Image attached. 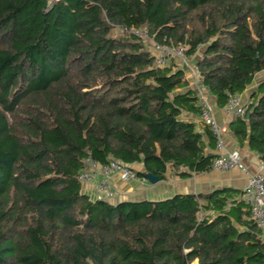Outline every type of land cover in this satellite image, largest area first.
I'll list each match as a JSON object with an SVG mask.
<instances>
[{
    "label": "trees",
    "instance_id": "16d2710c",
    "mask_svg": "<svg viewBox=\"0 0 264 264\" xmlns=\"http://www.w3.org/2000/svg\"><path fill=\"white\" fill-rule=\"evenodd\" d=\"M131 28L200 49L218 107L250 91L229 127L264 162V0H0V264H264L239 189L115 202L83 192L87 159L163 180L208 172L216 157L183 67L156 65Z\"/></svg>",
    "mask_w": 264,
    "mask_h": 264
},
{
    "label": "built area",
    "instance_id": "2783aa9c",
    "mask_svg": "<svg viewBox=\"0 0 264 264\" xmlns=\"http://www.w3.org/2000/svg\"><path fill=\"white\" fill-rule=\"evenodd\" d=\"M130 31L149 39L147 29L140 30L131 28ZM153 47L155 49V63L158 66H168L172 57L180 58V62L182 64L184 63V65L189 64L185 45L183 46L180 44L176 47H172L154 40ZM190 69L193 75L196 76L194 84L197 87L203 105L200 118L205 125L210 127L216 137L217 153L212 162V168L221 171L239 168L247 173L248 180L243 189L244 198L250 206L252 219L261 229V234L264 238V162L260 159L258 170L251 173L243 162L239 149H225L224 133L227 131L228 127L218 120L211 105L208 103L207 90L198 69L196 67H191ZM225 109L232 117L245 116L246 105L241 94L230 93ZM87 161L90 168L82 171L78 178L83 185L84 183L92 182L97 172L101 175L96 185L95 198L107 200H114L116 198V190H114L111 185V176L115 173L119 174L121 178L125 180H140L143 183L148 182L146 177H139L131 165L123 161L112 159L108 165H101L99 162L91 159H87Z\"/></svg>",
    "mask_w": 264,
    "mask_h": 264
},
{
    "label": "crops",
    "instance_id": "0c3cea01",
    "mask_svg": "<svg viewBox=\"0 0 264 264\" xmlns=\"http://www.w3.org/2000/svg\"><path fill=\"white\" fill-rule=\"evenodd\" d=\"M187 77V76H186ZM190 85L197 87L194 84V79L190 81ZM198 92V90H197ZM199 93V92H198ZM207 93L208 103L211 105L216 117L218 120L226 124L228 129L224 133V146L225 149H234L237 148L241 151L242 160L247 166L248 170L251 173H254L258 170V165L260 158L258 154L252 151L248 144L240 146L233 136L229 122L232 119V116L227 113L225 106L218 107L216 104L215 97L209 92ZM250 91L247 90L245 93L241 94V97L244 102L248 101L250 97ZM198 127L200 129L205 125L202 122L200 116L197 117ZM217 153V150L214 149ZM137 169H141V165L135 166ZM101 175L97 172L94 180L92 182L84 183L82 185L83 192L88 194L90 197H94L96 185L100 180ZM248 180V175L243 170L237 168L229 171H221L216 169H211L208 172L195 173L190 177L182 178L172 171L167 172V176L163 180H159L156 183L146 182L143 183L140 180H125L117 173L111 176V185L114 190H116V198L111 200L113 202L121 199H150L158 200L168 198L175 193H187V192H209L216 187H230L234 189H239L243 191L244 186ZM198 264V259H195Z\"/></svg>",
    "mask_w": 264,
    "mask_h": 264
},
{
    "label": "rangeland",
    "instance_id": "374dc122",
    "mask_svg": "<svg viewBox=\"0 0 264 264\" xmlns=\"http://www.w3.org/2000/svg\"><path fill=\"white\" fill-rule=\"evenodd\" d=\"M143 30V29H142ZM116 32H119V29L117 28V30H116ZM148 37H149V39H147V38H145V41H146V44H147V47H148V49L150 50V51H152V53H154L155 54V49H154V47H153V37L152 36H149L148 35ZM183 45V44H182ZM185 45V47L187 48L188 47V45L187 44H184ZM183 45V46H184ZM172 47H176V46H172ZM173 50V49H172ZM200 54V49L198 50V52L196 53V54H194V55H192V56H189L188 55V62H189V64L188 65H184V63L182 64L181 62H180V58H178V57H172L171 58V60H170V63L172 62V59H174L175 61H177L178 62V66L179 67H183V69H184V71H185V75L187 76V78H189L190 79V81L191 80H195V75H193V73H192V70L190 69L191 67L192 68H195L196 67V65H195V59H196V57L198 56ZM261 78V76H258V78H256V80H255V82L254 83H257V81L259 80Z\"/></svg>",
    "mask_w": 264,
    "mask_h": 264
},
{
    "label": "water",
    "instance_id": "95a60500",
    "mask_svg": "<svg viewBox=\"0 0 264 264\" xmlns=\"http://www.w3.org/2000/svg\"><path fill=\"white\" fill-rule=\"evenodd\" d=\"M145 177L148 179L149 182L151 183H156L159 181V178L152 173H146Z\"/></svg>",
    "mask_w": 264,
    "mask_h": 264
},
{
    "label": "bare ground",
    "instance_id": "6f19581e",
    "mask_svg": "<svg viewBox=\"0 0 264 264\" xmlns=\"http://www.w3.org/2000/svg\"><path fill=\"white\" fill-rule=\"evenodd\" d=\"M197 262L196 261H193L192 264H196Z\"/></svg>",
    "mask_w": 264,
    "mask_h": 264
}]
</instances>
